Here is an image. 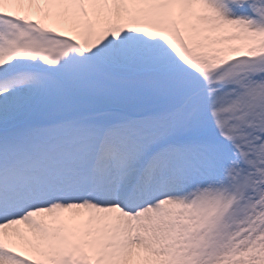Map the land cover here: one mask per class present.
Instances as JSON below:
<instances>
[{"label":"snow or ice","instance_id":"6c2138e0","mask_svg":"<svg viewBox=\"0 0 264 264\" xmlns=\"http://www.w3.org/2000/svg\"><path fill=\"white\" fill-rule=\"evenodd\" d=\"M0 264H264V0H0Z\"/></svg>","mask_w":264,"mask_h":264}]
</instances>
